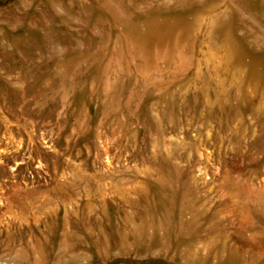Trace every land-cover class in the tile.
Masks as SVG:
<instances>
[{"label":"rangeland","instance_id":"rangeland-1","mask_svg":"<svg viewBox=\"0 0 264 264\" xmlns=\"http://www.w3.org/2000/svg\"><path fill=\"white\" fill-rule=\"evenodd\" d=\"M0 264H264V0H0Z\"/></svg>","mask_w":264,"mask_h":264}]
</instances>
